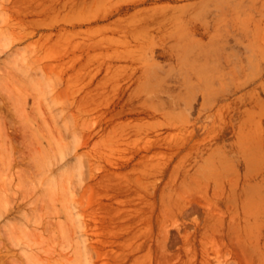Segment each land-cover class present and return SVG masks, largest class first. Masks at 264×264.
<instances>
[{
    "label": "rangeland",
    "instance_id": "obj_1",
    "mask_svg": "<svg viewBox=\"0 0 264 264\" xmlns=\"http://www.w3.org/2000/svg\"><path fill=\"white\" fill-rule=\"evenodd\" d=\"M94 1L0 0V264H264V0Z\"/></svg>",
    "mask_w": 264,
    "mask_h": 264
},
{
    "label": "bare ground",
    "instance_id": "obj_2",
    "mask_svg": "<svg viewBox=\"0 0 264 264\" xmlns=\"http://www.w3.org/2000/svg\"><path fill=\"white\" fill-rule=\"evenodd\" d=\"M93 1H94V0H93ZM48 2H49V1H48ZM94 2H95V1H94ZM85 4H87V3H85ZM93 4H94V3H93ZM96 4H97V3H96ZM98 5H100V4L98 3V4L96 5L97 8H98ZM49 6H50V5H49ZM84 6H85V5H84ZM93 6H94V5H93ZM69 7H70V6H69ZM92 8H93V7H92ZM107 8H108V7H107ZM80 9H81V8H80ZM90 9H91V8H90ZM95 9H96V8L94 7V10H93V9H92V10H93V11H96ZM100 9H102V8H100ZM105 9H106V8H105ZM73 10H74V9H73ZM83 10H85L84 7H83ZM139 10H140V9H139ZM85 11H88V10H85ZM140 11H141V10H140ZM58 12H59V11H58ZM134 13H135V12H134ZM56 17H57V16H56ZM145 17H146V16H145ZM121 20H122V19H121ZM36 22H37V21H36ZM120 22H121V21H120ZM46 23L48 24V22H45V24H46ZM51 23H52V22H51ZM51 23H50V24H51ZM50 24H49V25H50ZM36 25H37V24H36ZM52 25H53V24H52ZM54 26H55V25H54ZM154 26H155V25H154ZM154 26H153V27H154ZM200 207H203V205L200 206ZM200 207H198V208H200ZM153 226H154V225H153ZM7 256H8V255H7ZM12 258H13V257H12ZM16 263H17V262H16ZM16 263H15V264H16ZM18 264H19V263H18Z\"/></svg>",
    "mask_w": 264,
    "mask_h": 264
}]
</instances>
